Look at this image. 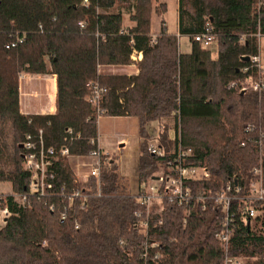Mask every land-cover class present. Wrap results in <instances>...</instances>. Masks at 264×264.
Masks as SVG:
<instances>
[{"label":"trees","instance_id":"1","mask_svg":"<svg viewBox=\"0 0 264 264\" xmlns=\"http://www.w3.org/2000/svg\"><path fill=\"white\" fill-rule=\"evenodd\" d=\"M151 1L0 0V181L26 195L24 205L9 194L2 198L9 216L0 228V264H143L145 233L135 213H144V207L130 193L114 153H101L99 179L84 184L75 182L67 158L59 157L53 189L40 198L29 193L32 177L20 147L24 134L40 128L46 145H66L71 156L87 155L92 146L86 141L97 136L87 100L93 81L107 89L100 103L104 115L137 118L140 191L159 161L147 151L152 138L147 128L155 121L166 158L180 146L192 152L188 163L208 167L210 179L194 184L193 191L213 194L235 180L247 194L255 167H261L264 185V152L259 151L264 149V89L242 93L227 87L230 81L257 78L256 67L242 57L259 53L264 0H177L178 33L191 45L187 53L179 51L177 36L165 27L151 33ZM125 16L134 26H124ZM203 32L217 43L215 58L193 39ZM16 33L22 42L6 49ZM133 49L142 54L136 75L97 73L98 64H127ZM243 67L248 70L241 72ZM22 72L56 76L54 114L20 113ZM164 119L173 121V139ZM7 122L10 136L4 132ZM72 188L86 194L83 207L78 199L69 207L66 194ZM243 207L232 202L229 255L264 264V217L253 219L260 222L257 233L243 217ZM220 215L211 201L189 215L185 207L163 202L162 211L150 215L148 233L164 247L165 259L158 264H223L215 237Z\"/></svg>","mask_w":264,"mask_h":264},{"label":"built area","instance_id":"2","mask_svg":"<svg viewBox=\"0 0 264 264\" xmlns=\"http://www.w3.org/2000/svg\"><path fill=\"white\" fill-rule=\"evenodd\" d=\"M82 25V24H81ZM194 41L198 42L201 47L207 48L212 41V35L208 33H199L193 36ZM22 42V37L17 33L14 34L12 40L5 44V48L9 49L15 47ZM140 55L141 52L132 50L130 54V61H135L134 55ZM250 62L256 67L257 78L253 79L251 76L239 81H230L227 85L229 89H236L238 91L263 90L264 89V64L261 62L259 55L249 56ZM140 61V60H139ZM129 64H98L97 73L107 71L110 74H124V67ZM106 70H105V69ZM248 67L241 68V72H246ZM127 75V74H126ZM107 89L100 85L98 81L90 82V94L87 98L90 106L96 115V121L103 114V109L100 106L102 96ZM159 125V124H158ZM250 128V125H246ZM71 133V130H69ZM77 135L76 137H78ZM92 146L87 156L92 159L91 163L84 174H82L83 181L78 180V175L75 177V182L84 184L90 178L96 180L100 177L101 166V149L98 147V137L90 138L86 141ZM21 156L23 158L24 167L31 173L32 180L29 184V193L38 195V198L43 197L49 190L54 187L53 180L55 178V162L59 157H65L67 160L71 157L70 149L66 145L54 146L46 145L44 142V135L42 129H36L34 133L27 132L24 134V139L20 143ZM147 151L156 156L159 161L157 163V170L150 175L148 183L143 190L136 193L137 199L144 207V213L138 211L135 216L141 221L140 226L145 233V240L141 244L140 256L143 259V264H151L165 259V255L160 251L164 247L160 241L152 239L148 236L150 229V215L153 213H160L162 211V203L174 204L185 207L186 214H192L198 210H205L208 207V201L213 202L214 206L219 207L221 215L219 219V230L215 233V237L220 242V246L224 255L223 264H238L240 258H234L229 255L230 237L234 230L235 216L232 211V202L237 201L244 204L241 208L243 217L248 221H253L255 217H264V185L262 182L261 167H255L252 170V179L249 182L247 194H242L241 187L234 180L228 181L218 191L213 194H206L202 191H193V185L200 181H207L210 179V172L206 165H194L187 162V159L192 156L191 150H183L178 146L171 155L166 158V153L162 147L156 142L147 143ZM263 151L264 149H259ZM163 160H166L163 162ZM11 195L13 200L18 204L24 205L26 195H21L12 190L5 192L0 189V228H2L9 216V210L6 205H1L2 198L5 195ZM69 207L73 205V200L78 199L81 207L84 206L86 194L82 193L77 188H72L66 194ZM256 203V205H253ZM155 209L153 210V208ZM53 204L49 205V209L53 210ZM67 214V207H64L61 212V219H64ZM185 223V221H184ZM123 243L122 240L119 241ZM45 244V241L42 242Z\"/></svg>","mask_w":264,"mask_h":264},{"label":"crops","instance_id":"3","mask_svg":"<svg viewBox=\"0 0 264 264\" xmlns=\"http://www.w3.org/2000/svg\"><path fill=\"white\" fill-rule=\"evenodd\" d=\"M176 2V21L178 20V2ZM163 8L159 16L162 15L166 7V1L162 0ZM156 14V13H155ZM125 18L129 21L130 24H125ZM178 22V21H177ZM176 22V31L169 32L174 35H180L178 33V26ZM124 26H134V22L129 20L128 17H123ZM150 25H151V17H150ZM161 27H165V23L163 18H161ZM160 27V28H161ZM160 28L156 31H151L152 34L158 32ZM151 30V28H150ZM261 39V38H260ZM259 39V41H260ZM189 40V39H188ZM190 43V42H189ZM191 50V45H190ZM190 52V51H188ZM187 53V52H184ZM260 55V54H259ZM135 61L130 62L129 65L124 67V74L127 75H136L138 73V63L142 58V54H135ZM260 59H262L264 63V57L261 55ZM132 68V69H131ZM18 104L19 111L23 115H48L54 114L56 110V76L54 74L46 73V74H36V73H26L22 72L18 75ZM52 86V88H51ZM111 118H125L131 119L136 118L134 116H110ZM137 119V118H136ZM138 122V121H137ZM97 125V124H96ZM98 137V147L101 149V153L104 155H108L111 153H107L106 149H115L117 152L122 151L124 149H128L130 142L125 134L115 132L112 137L106 139L105 136ZM141 144V137L137 136L135 149V160L134 164L127 166L122 163L121 159H118L119 162V170L122 176H124L128 181V188L132 195H136L138 192V174H137V164H138V156H139V148ZM113 153V152H112ZM92 159L87 156H71L68 159L69 167L74 176L78 175V180L83 181L82 174H84L88 168V165L91 163Z\"/></svg>","mask_w":264,"mask_h":264},{"label":"rangeland","instance_id":"4","mask_svg":"<svg viewBox=\"0 0 264 264\" xmlns=\"http://www.w3.org/2000/svg\"><path fill=\"white\" fill-rule=\"evenodd\" d=\"M166 1V7L164 11L162 12V15L159 16L157 14H160L163 8L162 0H152L151 1V31H156L161 27V18H163L165 23V29L168 32H175L176 31V2L175 0H165ZM156 13V14H155ZM125 24H130L129 21L125 18ZM177 41H178V48L180 52H188L190 51V43L188 40V37L186 35H177ZM210 51V55L212 58L216 57L217 54V43L215 41H211L207 47ZM260 54V55H259ZM259 56L264 57V36L261 37L259 41ZM130 58L129 62L127 64H130ZM261 62L263 63L262 59ZM264 64V63H263ZM105 69V68H104ZM132 69V68H131ZM106 70V69H105ZM110 74V72L104 71L102 72V75ZM163 123H169V137L171 139L174 138V128H173V121L172 120H166ZM11 124L7 122L4 126V132L7 133L9 136L11 135ZM160 125H158V122H153L150 127L147 128V132L149 135L152 136L147 142L154 143L156 142L158 130ZM118 132L125 134L130 142L129 148L124 149L122 151H116L115 149H106L107 153H114L117 159H121L122 163L126 164L127 166L134 164V156H135V149L134 146L136 145V139L137 136H139V125L136 118L131 119H125V118H111L108 115H102L97 120V134L100 136H105L106 139H109L112 137L113 133ZM8 136L6 138L8 148L12 149L11 146V139ZM142 141V138H141ZM109 155V154H108ZM111 155V154H110ZM119 165V162H118ZM0 189H3V191L8 192L11 189L10 184L4 181H0ZM260 220H263V217H260ZM251 226L253 231L259 233L260 231V222L251 221ZM254 257H241L240 261L245 264L246 262L250 264L251 261H254ZM246 263V264H247Z\"/></svg>","mask_w":264,"mask_h":264},{"label":"water","instance_id":"5","mask_svg":"<svg viewBox=\"0 0 264 264\" xmlns=\"http://www.w3.org/2000/svg\"><path fill=\"white\" fill-rule=\"evenodd\" d=\"M242 60H245V61H246V60H249V56H243V57H242ZM243 92H244V91H242V93H243ZM20 147H22L21 144H20Z\"/></svg>","mask_w":264,"mask_h":264},{"label":"bare ground","instance_id":"6","mask_svg":"<svg viewBox=\"0 0 264 264\" xmlns=\"http://www.w3.org/2000/svg\"><path fill=\"white\" fill-rule=\"evenodd\" d=\"M51 88H52V86H51Z\"/></svg>","mask_w":264,"mask_h":264}]
</instances>
